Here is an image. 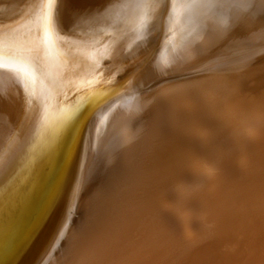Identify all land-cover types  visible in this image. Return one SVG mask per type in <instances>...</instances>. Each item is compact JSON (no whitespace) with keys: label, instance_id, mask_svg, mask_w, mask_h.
<instances>
[{"label":"bare ground","instance_id":"bare-ground-1","mask_svg":"<svg viewBox=\"0 0 264 264\" xmlns=\"http://www.w3.org/2000/svg\"><path fill=\"white\" fill-rule=\"evenodd\" d=\"M53 3L0 0V264L46 167L50 204L75 113L115 90L77 218L68 184L23 264H264V0H60L55 22Z\"/></svg>","mask_w":264,"mask_h":264},{"label":"water","instance_id":"water-1","mask_svg":"<svg viewBox=\"0 0 264 264\" xmlns=\"http://www.w3.org/2000/svg\"><path fill=\"white\" fill-rule=\"evenodd\" d=\"M59 1L60 0H54V3L52 5L53 6L52 7V13H51L52 14L51 15L52 21L57 18ZM55 21L56 20H54V22ZM61 33L64 34V32H61ZM133 77H134L133 74H129L126 77H124L123 79H121L120 82H121V84H125L126 86H128L132 82ZM117 93H118V91H116V90L113 92L107 93V94L101 93L99 96L94 97L92 101H88L85 105L81 106L79 111H77L75 113L78 116V118H76L75 120L72 119V122L74 121V124L73 125L70 124V126H69V127H71L70 132L68 134L70 151L66 155V157H62L63 154L61 155V159L59 162L61 164L60 170L62 173L60 175V178H59V181H58L56 188L52 189L53 193L51 194L50 204L49 205L47 204L48 207L47 206L45 207L44 201L46 200L45 198L48 196L47 192H50V190H51V186L49 187L47 182H46L47 185H44V187H41V186L43 184L42 181H44L46 179V176H47V173L49 172V170L47 169V167L42 172H39L36 170L37 173L40 174V177L39 176L36 177V180H38V183H37L38 185H37V187H35L33 189L32 192L30 191V194L25 198L27 210L25 212V218H24L22 226H21V229H25L27 224L30 223L29 232L32 231V234L29 237V240H28L29 243L27 242L28 244L27 243L25 244V246H27V245L28 246L26 248L24 247L22 249V253H20L21 255L17 254L14 256L11 264H23V260L27 256L28 249L29 248L31 249V245L36 241L37 237H39V234L41 233L42 229L44 227H46V225L49 223V219H50V216L52 214V211H53L54 207L56 206V203L59 200V198H61V195L63 193V189L66 187V185L68 188V186L70 184H73L72 187L70 185V187L72 188V190H71L72 193L74 190V184L77 187V183L76 182L74 183L75 177L73 176V172H74L73 170H74L76 161L78 160L79 155H80L81 145H82V142L84 140L83 138L85 137V134L87 132L89 121L92 118L93 114L99 109V107H101L110 98H113ZM58 132H57V134H58ZM56 141H57V139H56ZM34 155L37 156V154H34ZM39 157H40V155H39ZM58 169H59V167H58ZM55 171H56V169L53 172L56 173ZM54 173H53V175H54ZM57 173H59V172H57ZM27 180H26V178L23 180L21 178L18 182H16L17 184L14 183V185H15L14 193L16 192V189L23 193L27 188V185H26L28 183V182L26 183ZM78 187H77V189H78ZM3 191L0 192V196L3 195ZM14 193L12 196H14ZM46 193H47V195H46ZM72 193H71V195H72ZM80 193H81L80 190H76L73 193L74 196L72 197V199H71V196L69 197V199L65 205L66 208L68 207V217H67V220L65 223H68L69 219L71 220V218L76 217V215H77L76 209H77L79 198L81 195ZM8 195L6 197H4V200L6 198H7L6 200H9L12 197V196L8 197ZM44 196H45V198H44ZM61 199L63 200V197ZM38 217H40V218H38ZM31 218H32L33 222H34V220L39 219V220H37L38 222H36L37 224L31 222L30 221Z\"/></svg>","mask_w":264,"mask_h":264},{"label":"snow or ice","instance_id":"snow-or-ice-1","mask_svg":"<svg viewBox=\"0 0 264 264\" xmlns=\"http://www.w3.org/2000/svg\"><path fill=\"white\" fill-rule=\"evenodd\" d=\"M0 60H2V58H0Z\"/></svg>","mask_w":264,"mask_h":264},{"label":"rangeland","instance_id":"rangeland-1","mask_svg":"<svg viewBox=\"0 0 264 264\" xmlns=\"http://www.w3.org/2000/svg\"><path fill=\"white\" fill-rule=\"evenodd\" d=\"M76 218H77V217H76ZM76 218H75V219H76Z\"/></svg>","mask_w":264,"mask_h":264}]
</instances>
